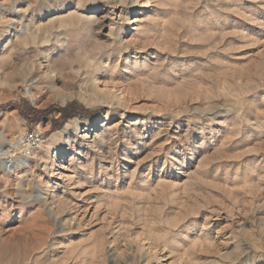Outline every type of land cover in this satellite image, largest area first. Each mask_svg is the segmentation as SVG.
I'll use <instances>...</instances> for the list:
<instances>
[{
	"label": "rangeland",
	"instance_id": "1",
	"mask_svg": "<svg viewBox=\"0 0 264 264\" xmlns=\"http://www.w3.org/2000/svg\"><path fill=\"white\" fill-rule=\"evenodd\" d=\"M0 132V264H264V0H0Z\"/></svg>",
	"mask_w": 264,
	"mask_h": 264
},
{
	"label": "built area",
	"instance_id": "2",
	"mask_svg": "<svg viewBox=\"0 0 264 264\" xmlns=\"http://www.w3.org/2000/svg\"><path fill=\"white\" fill-rule=\"evenodd\" d=\"M44 140V132L40 125L35 126L32 130H27L6 139L2 150L4 165L7 168H13L16 165L15 158L18 155H20L21 159L24 158L32 149L41 146Z\"/></svg>",
	"mask_w": 264,
	"mask_h": 264
},
{
	"label": "trees",
	"instance_id": "3",
	"mask_svg": "<svg viewBox=\"0 0 264 264\" xmlns=\"http://www.w3.org/2000/svg\"><path fill=\"white\" fill-rule=\"evenodd\" d=\"M60 112L63 113V120H66L70 117H73V116H76L78 114H88V111L84 110L83 109V106L78 104V103H75V102H72V103H69L67 104L65 107H62V108H57ZM27 115H35L37 118H41V116L43 115H46L47 113H50V111H38V110H35L33 108H28L26 110Z\"/></svg>",
	"mask_w": 264,
	"mask_h": 264
},
{
	"label": "bare ground",
	"instance_id": "4",
	"mask_svg": "<svg viewBox=\"0 0 264 264\" xmlns=\"http://www.w3.org/2000/svg\"><path fill=\"white\" fill-rule=\"evenodd\" d=\"M69 128H70V125H68V127L63 129L61 132L55 133L54 136L52 137V139L49 141L50 142L49 144L51 146H54L57 143H60V140L64 137L65 133L68 132ZM3 135L4 134L2 132H0V137H2ZM60 155H61V153L59 151H57V158L60 157ZM32 156H33V154L26 155L24 158H22L21 164L22 163H28V161H30L29 158Z\"/></svg>",
	"mask_w": 264,
	"mask_h": 264
}]
</instances>
